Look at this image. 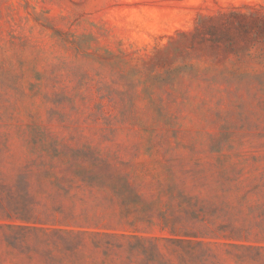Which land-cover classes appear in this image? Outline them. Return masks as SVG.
<instances>
[{
    "label": "rangeland",
    "instance_id": "374dc122",
    "mask_svg": "<svg viewBox=\"0 0 264 264\" xmlns=\"http://www.w3.org/2000/svg\"><path fill=\"white\" fill-rule=\"evenodd\" d=\"M0 264H264V0H0Z\"/></svg>",
    "mask_w": 264,
    "mask_h": 264
},
{
    "label": "trees",
    "instance_id": "16d2710c",
    "mask_svg": "<svg viewBox=\"0 0 264 264\" xmlns=\"http://www.w3.org/2000/svg\"><path fill=\"white\" fill-rule=\"evenodd\" d=\"M20 234H22V233L17 234L18 239L21 238ZM52 241H53V239L47 233L43 234V236H41V237L40 236L38 237V242H39L38 244L41 243L43 245V250H46V252H48V254L51 255V257L57 259L60 257V255H59V252L56 250V248L52 247ZM35 246H37V245H35ZM39 249H40V247H38V246L33 247L27 253L30 256L33 252H38ZM74 254H75V256H79L81 253L76 251Z\"/></svg>",
    "mask_w": 264,
    "mask_h": 264
}]
</instances>
